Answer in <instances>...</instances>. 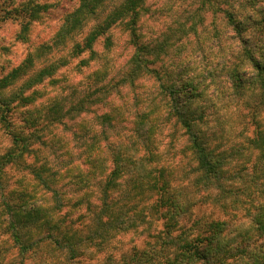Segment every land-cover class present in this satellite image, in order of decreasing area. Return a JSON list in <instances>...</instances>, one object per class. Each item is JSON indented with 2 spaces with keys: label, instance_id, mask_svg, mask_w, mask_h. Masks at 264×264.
<instances>
[{
  "label": "clouds",
  "instance_id": "1",
  "mask_svg": "<svg viewBox=\"0 0 264 264\" xmlns=\"http://www.w3.org/2000/svg\"><path fill=\"white\" fill-rule=\"evenodd\" d=\"M0 264H264V0H0Z\"/></svg>",
  "mask_w": 264,
  "mask_h": 264
}]
</instances>
